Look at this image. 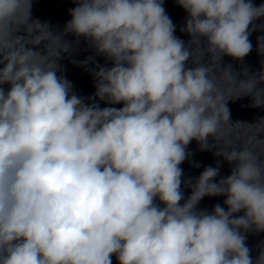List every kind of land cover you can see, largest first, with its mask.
<instances>
[{"label": "clouds", "instance_id": "obj_1", "mask_svg": "<svg viewBox=\"0 0 264 264\" xmlns=\"http://www.w3.org/2000/svg\"><path fill=\"white\" fill-rule=\"evenodd\" d=\"M73 2L64 34L112 64L90 70L87 101L57 74L70 42L29 22L32 0H0V264H112L113 255L119 264H264V248L253 259L244 234L264 232L261 154L215 151L233 165L218 181L219 161L195 179L180 167L191 141L212 149L208 138L230 121L226 100L251 95L253 107L264 105V71L237 81L228 68L242 91L224 99L212 68L192 59L195 50L217 65L224 55L243 60L252 31H264L254 24L264 4L176 0L186 43L163 0ZM36 30L46 31L29 39ZM51 36L55 59L34 50ZM257 42L264 55V36ZM206 196H225L226 208L198 209Z\"/></svg>", "mask_w": 264, "mask_h": 264}, {"label": "water", "instance_id": "obj_2", "mask_svg": "<svg viewBox=\"0 0 264 264\" xmlns=\"http://www.w3.org/2000/svg\"><path fill=\"white\" fill-rule=\"evenodd\" d=\"M252 3L254 6H259L260 4H264V0H252ZM74 7H76V4L73 0H32L29 22L38 20L41 24L46 23L53 35H62L63 41L70 42L71 47L69 51L60 52L57 63L62 71H59L57 74L65 76L72 83V90L78 96L86 98L87 101V98L92 96L95 92L94 79L90 70L95 64L105 67H112V64L110 61L106 62L103 55H96L95 50L89 47L83 37L77 38L70 33L64 34L65 25L71 19L69 10ZM163 7L176 27L174 35L187 43L189 36L187 33L181 31L185 25L187 13L176 3V0H163ZM254 24H264V18L254 21ZM251 27L250 25V28ZM45 31L46 30H36L29 39L41 35ZM18 35H25L23 26ZM258 36H264V31H252L249 37L252 43V50L243 60H237L224 55L219 61L220 66L212 61L210 55H204L202 57L199 51H193L192 59L194 61L204 62L212 68L210 75L215 77L219 91L224 99L235 97L242 91V89L234 83L227 71L228 68L235 74L237 81L246 79L244 75L245 72L251 76L254 73L259 74L261 71H264V55L257 51ZM28 47H33V45L30 44ZM193 48L195 49L196 46L193 45ZM34 50L49 55L50 59H55L54 53L59 50V41H57L54 36L46 37L41 40L40 44L35 45ZM262 51H264V48H262ZM89 58L92 59L89 60ZM85 60H89L87 65L82 64ZM194 66L191 60L186 63V67L188 68ZM0 67H3V65H0ZM261 75H264V73H261ZM2 87L5 92H7L10 86L5 84ZM259 87L264 88V83H261ZM95 102L99 103L101 108L123 107L122 103L111 105L99 100ZM252 104L253 99L251 95H241L234 99L226 100V107L230 112V121H225L222 118L217 133L218 139L214 141L211 137L208 138V144L211 145L212 149L201 150L197 141L193 140L190 142L187 146V151L190 155L180 165L183 169L184 179H195L199 177L205 167L217 166V161L220 162V165L216 180L218 181L220 178L230 175L233 165L222 157L214 155L215 151L222 152L224 150H229L230 147L241 148L246 146L251 151L261 154L262 158H264V120H262L264 119V105L253 107ZM221 117H223V113H221ZM182 189L186 199L191 194V189L185 187L183 183ZM225 199V196H206L199 202L197 208L207 209L209 212L212 211L213 206L216 204H220L222 207L226 208L223 203ZM156 202L159 203V200L157 199ZM183 202L184 201H181L180 203L183 204ZM235 215H243V212L236 213ZM244 234L246 235L245 243L251 249L252 258L255 259L260 249L264 248V232H248ZM112 264H119L115 255L112 256Z\"/></svg>", "mask_w": 264, "mask_h": 264}]
</instances>
